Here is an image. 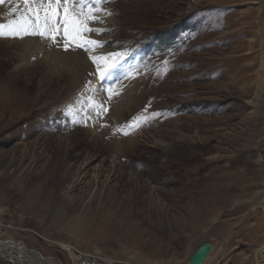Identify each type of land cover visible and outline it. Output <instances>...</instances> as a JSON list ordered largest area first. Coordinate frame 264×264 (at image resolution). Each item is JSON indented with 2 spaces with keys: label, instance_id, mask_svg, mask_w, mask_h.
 I'll return each mask as SVG.
<instances>
[{
  "label": "rangeland",
  "instance_id": "374dc122",
  "mask_svg": "<svg viewBox=\"0 0 264 264\" xmlns=\"http://www.w3.org/2000/svg\"><path fill=\"white\" fill-rule=\"evenodd\" d=\"M103 7L92 54L125 53L103 82L83 50L0 37V240L27 264H177L205 242L203 264H264V0ZM89 89L109 110L84 126L68 106Z\"/></svg>",
  "mask_w": 264,
  "mask_h": 264
},
{
  "label": "snow or ice",
  "instance_id": "6c2138e0",
  "mask_svg": "<svg viewBox=\"0 0 264 264\" xmlns=\"http://www.w3.org/2000/svg\"><path fill=\"white\" fill-rule=\"evenodd\" d=\"M4 3L5 0H0V5ZM107 3H111V0H18L16 6L10 9L14 18L0 23V37L23 39L26 36H36L64 52L83 50L89 54L96 66L98 78L103 82L119 66L120 58L125 55L121 52L92 54L105 46L104 41L92 37L102 36L109 31L98 26L105 23V18L113 15L111 10L103 7ZM105 91L111 98L112 87L109 86ZM92 92L93 90L89 89L87 93H81V98L68 106L69 115L75 123L88 126V121L93 120L94 116L100 117L108 112V107L98 102ZM157 115L159 113L153 112L151 116L134 118L128 131L123 128L118 131L127 136L130 130L148 123ZM77 116L80 117L79 120ZM199 255L200 253H197V256ZM196 259L197 257H193L192 264H196Z\"/></svg>",
  "mask_w": 264,
  "mask_h": 264
},
{
  "label": "bare ground",
  "instance_id": "6f19581e",
  "mask_svg": "<svg viewBox=\"0 0 264 264\" xmlns=\"http://www.w3.org/2000/svg\"><path fill=\"white\" fill-rule=\"evenodd\" d=\"M250 24H255L254 22H250ZM251 50V49H250ZM75 57V56H74ZM79 59V61L78 62H84V60L82 59V54L81 53H79V55L78 56H76V60H78ZM78 62H74V64L75 63H78ZM81 64V63H80ZM79 64V65H80ZM71 66L73 67V69H74V71H75V66L74 65H72L71 64ZM77 66V65H76ZM83 67V66H82ZM77 69V68H76ZM248 69V68H247ZM249 70V69H248ZM259 70H261L262 72V76H264V59H262V65H261V69H259ZM81 71V70H80ZM76 73V72H75ZM235 77V76H234ZM114 214V213H113ZM112 215V214H111ZM111 215H110V217H111ZM105 216V215H104ZM104 216H102V217H104ZM107 216V215H106ZM105 216V217H106ZM107 218H109V217H107ZM111 219L112 218H110L109 220H107L108 222H104L105 223V225L107 226V224H108V226H109V221H111ZM130 222V221H129ZM103 223V222H102ZM113 224V223H112ZM112 224H111V226H112ZM107 226V227H108ZM110 226V227H111ZM130 226V225H129ZM107 227H105V228H107ZM109 227V228H110ZM108 229V228H107ZM113 229H115V228H113L112 227V230ZM105 231V230H104ZM106 231H108V230H106ZM113 232V231H112ZM100 233V232H99ZM109 233V232H108ZM112 234V233H111ZM12 247H14V250H12ZM23 247V244L22 243H18V242H16L15 240H13V239H11L10 241H8V242H5V241H2V240H0V255L2 256V257H4V258H6V257H13V261L15 262V264H27L26 263V261H25V259L23 258V255H20L19 253H17L16 252V249L18 250V249H20V248H22ZM213 252V251H212ZM126 253V252H125ZM128 253V252H127ZM129 254V253H128ZM126 255V254H125ZM211 255V254H210ZM209 255V256H210ZM208 256V257H209ZM133 257H134V255H133ZM132 257V258H133ZM207 257V258H208ZM128 258V257H127ZM126 258V259H127ZM138 257H134V259L137 261H140V263L141 264H150V263H157L155 260H150V259H146V258H143V257H139L138 259H137ZM131 261H133L132 259H130ZM206 261V260H205ZM204 261V262H205ZM177 264H189V262H180V263H177Z\"/></svg>",
  "mask_w": 264,
  "mask_h": 264
},
{
  "label": "water",
  "instance_id": "95a60500",
  "mask_svg": "<svg viewBox=\"0 0 264 264\" xmlns=\"http://www.w3.org/2000/svg\"><path fill=\"white\" fill-rule=\"evenodd\" d=\"M213 246L210 242L202 243L195 251L194 253L189 257L188 262L189 264H192L193 257H197L196 264H200V260L202 258V264L207 259V257L212 253ZM197 253H200L199 256H197ZM95 258V257H94ZM101 264H108L107 262H102Z\"/></svg>",
  "mask_w": 264,
  "mask_h": 264
},
{
  "label": "trees",
  "instance_id": "16d2710c",
  "mask_svg": "<svg viewBox=\"0 0 264 264\" xmlns=\"http://www.w3.org/2000/svg\"><path fill=\"white\" fill-rule=\"evenodd\" d=\"M154 36H156V37H162V34L161 33H155V35Z\"/></svg>",
  "mask_w": 264,
  "mask_h": 264
},
{
  "label": "flooded vegetation",
  "instance_id": "af4514ba",
  "mask_svg": "<svg viewBox=\"0 0 264 264\" xmlns=\"http://www.w3.org/2000/svg\"><path fill=\"white\" fill-rule=\"evenodd\" d=\"M101 262H103V261H101ZM104 262H106V261H104ZM108 264H110L109 262H107Z\"/></svg>",
  "mask_w": 264,
  "mask_h": 264
}]
</instances>
